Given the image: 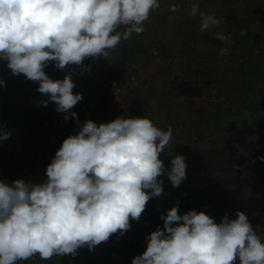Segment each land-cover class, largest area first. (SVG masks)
I'll list each match as a JSON object with an SVG mask.
<instances>
[{
    "label": "clouds",
    "instance_id": "9594fccd",
    "mask_svg": "<svg viewBox=\"0 0 264 264\" xmlns=\"http://www.w3.org/2000/svg\"><path fill=\"white\" fill-rule=\"evenodd\" d=\"M159 7L158 0H0V61L13 75L38 82L37 91L48 96L42 106L51 101L65 120L77 118L70 110L83 97L73 93L75 67L56 80L45 67L53 62L59 70L89 72L85 59H105L122 39L143 33ZM190 14L199 15L201 32L220 24L214 14L199 12L198 3ZM121 26L124 31H117ZM216 39L232 42L231 34L217 33ZM78 127L62 141L43 182L0 181V264L92 251L129 231L130 220L139 221L148 201L163 194L160 177L166 174L174 188L186 179L183 155L173 156L170 170L159 158L172 139L171 126L164 131L146 117H117ZM10 135L0 128V141ZM161 219L163 229L146 236V250L131 264H264V242L242 211L217 223L203 211L180 215L177 204Z\"/></svg>",
    "mask_w": 264,
    "mask_h": 264
},
{
    "label": "crops",
    "instance_id": "0c3cea01",
    "mask_svg": "<svg viewBox=\"0 0 264 264\" xmlns=\"http://www.w3.org/2000/svg\"><path fill=\"white\" fill-rule=\"evenodd\" d=\"M168 9L169 7H166V9L157 8L152 10L148 20L142 25L144 28L143 33H133L129 39H122L115 50H110V55L107 57V60L111 65L115 77L122 83L126 90V94L119 100H114L110 97L107 88L103 85V76L95 72L86 63V60L84 64L90 67V71L82 75L80 74L81 69L79 67L66 66L65 69L59 70L54 66L53 62H50L44 71L53 80L63 79L65 74L70 72V68L75 67V74H72V80L75 82L73 93H80L83 97L77 105L81 102H93L95 104V110L91 117L77 114V118L69 117V119L65 120L66 114L58 113L55 110V103L49 101L46 107L39 103L41 100H47L48 96L38 91V98H33V101L28 104L23 99L15 101L22 107H29L28 110L30 111L35 109L36 114H38V121L45 122L49 125V131L39 136L41 138L49 137L55 142L60 143L69 135L77 134L79 131L78 125H82L89 119L100 124L111 122L117 117H146L161 130L166 131L169 126L173 129L170 144L166 146L164 152L159 157L163 161L166 170H170V161L174 155H177L174 153V147L190 145L189 139L196 132L198 135L203 136L202 133L205 132V128L213 131L221 126L220 124L224 121V118H220L219 114L215 112L217 108L223 109L235 104L238 106L239 102L240 107L244 109L245 106L251 107L252 103L254 104H252L253 106L258 105L262 107L264 98L259 99L257 93L245 95L242 93L245 89H241V86L245 85V88L251 92L258 89V91L264 94V58L259 56H264V47L256 48L255 46H251V40H248L249 38L241 45L240 50H236V47L232 43L227 42L220 49L222 51L226 47L231 50V53H234L233 57H228V65L230 69L240 66V73H242V75L240 74V78L244 83L242 82L241 84L239 80L235 81L232 78L233 73H227L226 76H223L228 77L233 82L231 81L230 84V80H228L229 84L226 87L222 83L220 84L221 86L215 84L210 98H185L176 94L175 90L171 87V81L175 76H184L187 74V62L186 58L174 56L160 46V43L165 38L171 36L173 30L171 29V33H169L165 26L167 25L165 23L166 20L156 19L155 15L156 13L162 15L168 13ZM117 31L123 32L124 27H119ZM241 58H243V62ZM218 79L217 81H219ZM0 80L5 82V86H0V90L3 92L0 99L3 96L8 97L10 102L13 93L23 92L27 86L32 87L36 91L39 86L38 82L27 80L23 74L13 75L7 67L6 61H0ZM239 84L241 85L237 90L238 92H236L239 98L234 102V96L231 94V91L235 87L234 85L239 86ZM224 88H227V90H224ZM225 91L228 93L225 94ZM13 104L14 102L11 103V106H16V104ZM231 106L229 107L231 108ZM74 108L70 111L74 112ZM28 110H25L22 114H16L22 116ZM221 112L225 111L222 110ZM194 138L196 139L197 137ZM202 140L200 139V141ZM164 176L165 179L162 178L166 180L163 182L164 186L171 184L167 175L165 174ZM40 178L44 181L42 177ZM41 180L37 183H41ZM170 190L171 195L174 196L173 190ZM170 203V201L167 202L166 200L161 203H155L154 201L153 207H161L163 210L162 216L167 214V210L170 209ZM196 207V204L190 206L181 215L195 210L194 208ZM206 214L212 217L213 211L208 210ZM226 214L229 219L236 218V214ZM161 216H157L153 220L157 226L163 229ZM142 220L141 218L138 221L140 230L135 227V229L132 228L131 231H128L129 233L126 232L125 235H134V237L143 236ZM214 220L220 223L222 218H214ZM121 238L118 239L120 240L119 242L114 244L116 251L111 253V257L106 258L102 256L103 258L100 257V261L96 262V264H131L132 259L140 253L135 251L132 246L133 238L128 242L127 238ZM236 264H239V260L236 261Z\"/></svg>",
    "mask_w": 264,
    "mask_h": 264
},
{
    "label": "trees",
    "instance_id": "16d2710c",
    "mask_svg": "<svg viewBox=\"0 0 264 264\" xmlns=\"http://www.w3.org/2000/svg\"><path fill=\"white\" fill-rule=\"evenodd\" d=\"M158 2L160 7L163 4H176L179 6V11L173 13L168 10V13L158 18L160 20H169L170 16L175 17L174 20H169L173 30L172 35L165 38L160 43V46L174 56L186 58L187 74L175 76L171 81V87L180 97L210 98L213 86L219 78L218 72L215 69L219 62L218 54L221 47L225 45V41L216 39L217 33L224 35L231 34V43H235L236 50H240L241 45L248 38V40H251V46H255L256 48L264 47V0H158ZM194 3L199 4V12L214 14L220 20V24L210 27L205 32H201L199 15L193 17L190 14L191 6ZM242 32L246 33V35H242ZM207 46L212 48L207 50ZM259 56L264 58L262 55ZM241 60L242 62L244 61L243 58ZM240 74L242 75V73ZM11 103L12 101L10 102L8 97L3 96L0 99V128L8 130L9 123L13 120V123L17 125L16 132L19 135L20 144H22L25 137L24 134L26 131L28 132V124L33 121L38 124L39 128L36 130V133L33 130H31L32 132L29 130L32 141H35L38 134H44L49 131V125L38 121V114H36L35 109L28 110L26 114L18 116L17 112L12 113L10 111L12 107ZM245 109H250V107L245 106ZM21 117H23L22 123L18 120ZM26 125L27 128H25ZM46 139L44 144L41 145L42 148H39V157L34 161L35 169L39 175H45L47 165L50 164L56 151L62 144V141L60 144L52 138L48 137ZM191 149L190 145H182L174 147L173 150L176 154H188ZM257 157H264V146L255 145L242 151H239L233 144L197 149L193 154L192 162L195 163L196 173L198 172L201 176L205 177L200 178L201 185H191L189 189L200 188L207 191L206 193L208 194V191L219 192L221 187H224L220 180L228 185L232 182L233 184L234 182H242L244 185L257 178L264 179V162H261ZM9 170L13 171L11 167ZM162 187L164 189L166 186L163 185ZM229 187L230 189L226 195L231 196L230 193H234L235 191L234 185ZM221 192H225V190H221ZM154 201V198L148 201L146 209L149 210L145 214V217L152 220L155 219L152 216L153 214L151 215V213L155 212L151 206ZM248 206L254 209L252 203H249ZM249 212L253 214L251 209ZM130 223L133 225L137 221L130 220ZM120 237L123 239L127 238L128 242L134 235L123 234L118 237L117 234H114L107 242H102L100 245L95 246L92 251H89L87 247H83L78 249L75 256H54L49 260L41 259V262L47 261L50 264H96L100 260V256L111 257V253L116 251L114 244L120 241L118 240ZM108 248L110 249L108 250ZM98 251H100L101 255L98 254ZM34 257L36 258L34 264H38L40 260L39 255ZM18 263L20 264V261H17ZM21 264H25V261Z\"/></svg>",
    "mask_w": 264,
    "mask_h": 264
},
{
    "label": "rangeland",
    "instance_id": "374dc122",
    "mask_svg": "<svg viewBox=\"0 0 264 264\" xmlns=\"http://www.w3.org/2000/svg\"><path fill=\"white\" fill-rule=\"evenodd\" d=\"M169 6L170 5L163 4V6L160 8L166 9V7ZM161 15L162 14L156 13L155 18L158 19V17ZM165 23L167 24L165 25L167 27L166 30H168L169 33H171L172 26L170 21L166 20ZM206 48L208 50L209 48L212 47L207 46ZM233 56L234 53H231V50L226 47L225 49H222V51H220V53L218 54L219 62L217 61L218 66L215 67V69L216 72H218L219 81L216 80L215 84H219V86H221L220 84L222 83V85L226 87L227 84H229L228 80H230L228 77H225L227 73H233L232 78L235 79V81L237 80L241 81L240 66L238 68L230 69L228 65V61H227L228 57H233ZM231 81L232 80L229 81L230 84ZM242 82L243 81H241V84ZM241 84H239V86L234 85L235 87H233L231 91V94L234 96V102L237 101V99L239 98L237 97L236 92H238L237 90ZM241 89H245L244 92H242L245 95H249L251 93L254 94L257 93V97L259 99L264 98L263 96L264 94L258 91V89L251 92L250 90H247L245 88V85L241 86ZM224 90H227V88H224ZM2 93L3 92L0 90V96L2 95ZM226 93L228 92L225 91V94ZM15 94L18 95L16 96ZM12 95L13 97L11 98V101L14 102L13 105L16 104V106L11 107L12 113L17 112L19 114H22L25 112V110H28L29 107L27 108L22 107L18 105L15 101L23 99L26 101V104H28L33 101L32 100L33 98H36L38 96V92L37 90L34 91L32 87L27 86L25 87V90L23 92H15ZM225 98L227 97L225 96ZM239 103L238 106L237 104L233 106L229 105L231 106V108L229 106L223 109L217 108L218 112L216 110L215 112L219 114L220 118L222 119L224 118V121L221 122L220 124L221 126L213 131L205 128L204 130L205 132L202 133L203 136L198 135L196 132V134H193V136L189 139L190 146L192 148L191 152H188V154L183 155L185 157V162L187 165L186 179L182 181L179 187L176 188L172 187L171 184H167L168 187L166 186V188L172 189L174 196L171 195V197H169L166 201L171 202L169 204L170 208L178 204V214L180 215L182 212L187 211L188 208L194 204L197 205V207L194 209L198 212L203 211L206 213L208 210H212L213 218H223L224 214L226 213L236 214L237 211H242L247 215L253 229L256 231L257 235L261 237L262 242H264V179L263 178L262 179L257 178L252 182L246 183L244 185L242 182H234V184L232 182L230 185H228L224 183L222 180H220V182H222V185L224 187H221L219 192L208 191L209 192L208 194L206 193L207 191L202 190L200 188L198 189L196 188L193 190L189 189L191 185H195V184H198V186L201 185L202 182L200 183V178L205 177V176H201V174H199L198 172L196 173L195 165H194L195 163L192 162L193 159L192 157L195 150L201 148L220 147V146L222 147L228 144L235 145L239 149V151H242L244 149H247L255 145L264 146V107L262 108L258 105L253 106L254 104L252 103L253 105L251 104L250 110H247L240 107ZM222 110L225 112H221ZM18 120L19 122L22 123L23 118L21 117ZM38 127L39 126L35 121L29 123L28 132L25 130L26 131V133L24 134L25 137L23 136L24 138L22 144H20L19 135H17L16 132L17 125L13 123V120L9 123V129L6 130L11 133L9 139L5 141H0V181H5L10 184L16 179H23L26 182L37 183L39 180H41L40 177H42V179L44 180L46 179V175L43 176L38 174L37 170L35 169L34 161L36 160V158L39 157L38 156V153L40 152L39 148H42L41 145H43L44 141H46L47 139L45 137L41 138V136H39L40 134H38L37 137L35 138V141L34 140L32 141L29 132V130L30 131L33 130L36 133ZM25 128H27V125L25 126ZM194 137L197 138L195 139ZM200 139L203 140L200 141ZM10 167L13 169V171L9 170ZM164 177L165 176L163 175V177L160 178L162 179ZM164 181L166 180H163V182ZM231 185H234L233 188L235 191L234 193H230L231 196H228L226 194H228V191L230 189L229 186ZM221 190H225V192H221ZM241 197H243L244 199ZM249 203H252L254 205V209L248 206ZM151 206L153 207L154 203ZM155 208L153 207L155 212L151 213V215L153 214L152 215L153 217L161 216V214L163 213L162 208L161 207H155ZM247 208L248 209L250 208L253 211V214L250 213L249 212L250 209L248 210ZM147 210L149 209H145L141 217L145 216V214L148 213ZM135 227L140 230V224L138 221L136 224L131 225L129 231H131L132 228L135 229ZM98 254L101 255L100 251H98ZM33 257L25 261V264H34L36 258ZM100 257L103 258L102 256ZM22 262L23 261H20V264ZM38 264H50V263H48L47 261L41 262L40 259Z\"/></svg>",
    "mask_w": 264,
    "mask_h": 264
},
{
    "label": "built area",
    "instance_id": "2783aa9c",
    "mask_svg": "<svg viewBox=\"0 0 264 264\" xmlns=\"http://www.w3.org/2000/svg\"><path fill=\"white\" fill-rule=\"evenodd\" d=\"M86 63L95 71L101 74L104 78L103 85L107 88L110 97L114 100H119L126 94V90L122 83L115 77L111 65L107 58L85 59ZM95 110V104L93 102H81L75 108L74 112L77 114H83L85 117H91ZM141 226L144 231L143 236H135L132 239V246L135 251L142 254L147 247L146 236L157 228L154 220L150 218H144L141 221Z\"/></svg>",
    "mask_w": 264,
    "mask_h": 264
},
{
    "label": "water",
    "instance_id": "95a60500",
    "mask_svg": "<svg viewBox=\"0 0 264 264\" xmlns=\"http://www.w3.org/2000/svg\"><path fill=\"white\" fill-rule=\"evenodd\" d=\"M171 190L169 188H164L163 189V194L158 196V197H154L155 203H161L165 200H167L170 196H171Z\"/></svg>",
    "mask_w": 264,
    "mask_h": 264
}]
</instances>
